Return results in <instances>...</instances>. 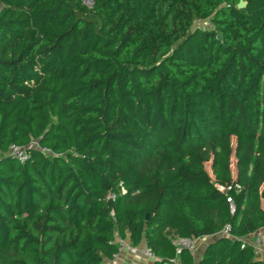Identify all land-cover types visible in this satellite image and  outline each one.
<instances>
[{
  "label": "trees",
  "instance_id": "obj_1",
  "mask_svg": "<svg viewBox=\"0 0 264 264\" xmlns=\"http://www.w3.org/2000/svg\"><path fill=\"white\" fill-rule=\"evenodd\" d=\"M240 2L0 0V264H104L118 239L264 264V0Z\"/></svg>",
  "mask_w": 264,
  "mask_h": 264
},
{
  "label": "built area",
  "instance_id": "obj_2",
  "mask_svg": "<svg viewBox=\"0 0 264 264\" xmlns=\"http://www.w3.org/2000/svg\"><path fill=\"white\" fill-rule=\"evenodd\" d=\"M79 1L82 3L83 6H85L90 10L93 9L95 5V0H79ZM12 154L16 156L21 162H24L26 160V154L22 149L12 147ZM227 201L230 203L231 213H234V206L232 204V200L228 198ZM248 241L252 244L256 255L264 261V232L257 233L256 235L252 236ZM184 242L187 241H177L176 244L179 243V246L180 245L186 246ZM117 243L120 245L119 253L116 254L113 259L105 260L104 264H123L121 259L122 252H125L127 255L132 257H142L154 263L158 261V259L155 257L153 252L149 248H147V246L144 243L138 247L132 245L130 241L124 239H118ZM186 247H190V246H186Z\"/></svg>",
  "mask_w": 264,
  "mask_h": 264
},
{
  "label": "rangeland",
  "instance_id": "obj_3",
  "mask_svg": "<svg viewBox=\"0 0 264 264\" xmlns=\"http://www.w3.org/2000/svg\"><path fill=\"white\" fill-rule=\"evenodd\" d=\"M195 27H201V28H203V29H209V28H211V26H210L207 22H200V23H197V24L194 26V28H195ZM206 168H207V170L209 171V173L211 174L210 163H208V164L206 165ZM231 168H232L233 173L235 174L236 169H235V159H234V157H233V159H232V165H231ZM207 243H208V239L196 240V241H193V242H184V244H185L186 246H190V247H191V249L193 250V252L195 253V256H196L197 258H199V257L202 255V253H203V251H204V248L206 247V244H207ZM177 244L179 245V243H177ZM143 264H156V263L144 259Z\"/></svg>",
  "mask_w": 264,
  "mask_h": 264
},
{
  "label": "crops",
  "instance_id": "obj_4",
  "mask_svg": "<svg viewBox=\"0 0 264 264\" xmlns=\"http://www.w3.org/2000/svg\"><path fill=\"white\" fill-rule=\"evenodd\" d=\"M121 259L123 264H143L144 258L132 257L127 255L125 252L121 253Z\"/></svg>",
  "mask_w": 264,
  "mask_h": 264
},
{
  "label": "water",
  "instance_id": "obj_5",
  "mask_svg": "<svg viewBox=\"0 0 264 264\" xmlns=\"http://www.w3.org/2000/svg\"><path fill=\"white\" fill-rule=\"evenodd\" d=\"M245 6H246V4L243 2V0H241V2H240V4H239L238 8H239V9H243ZM220 38H221V37L219 36L218 39H220Z\"/></svg>",
  "mask_w": 264,
  "mask_h": 264
}]
</instances>
